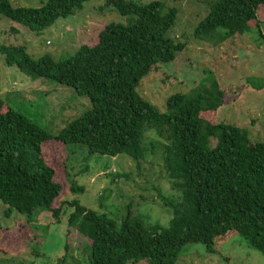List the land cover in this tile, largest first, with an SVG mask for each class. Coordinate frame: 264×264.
Listing matches in <instances>:
<instances>
[{
    "label": "trees",
    "instance_id": "16d2710c",
    "mask_svg": "<svg viewBox=\"0 0 264 264\" xmlns=\"http://www.w3.org/2000/svg\"><path fill=\"white\" fill-rule=\"evenodd\" d=\"M86 1L45 0L38 7H13L9 0H0V14L40 34ZM105 2L127 17L126 23L106 24L95 44H82L66 59L55 60L48 53L33 59L22 44L0 43L6 65L17 66L31 79L71 87L91 104L54 135L0 98V203L6 206L4 216L16 211L29 224L36 215L49 212L58 221L67 204L66 208H73L67 217L68 230L88 241V264H137L140 260L175 264L184 245L200 242L212 253L216 239L229 231L264 256V139L254 140L245 128L203 117L218 109L224 97L209 70L189 91L168 96L165 111L144 99L136 91L141 79L157 64L173 61L184 47L166 36L177 9L164 8L160 0ZM206 3L207 13L193 35L213 46L264 23L257 15L264 0ZM146 128L159 140L145 139L143 143ZM211 137L216 139L213 146ZM67 146L85 148L88 155L126 154L137 169L148 153L160 149L167 181L177 193L176 197L157 193L170 209L169 224H144L141 219L117 224L75 199L58 204L69 177ZM120 176L114 173L113 178ZM69 190L82 188L72 182ZM70 246L65 244L63 258Z\"/></svg>",
    "mask_w": 264,
    "mask_h": 264
},
{
    "label": "rangeland",
    "instance_id": "374dc122",
    "mask_svg": "<svg viewBox=\"0 0 264 264\" xmlns=\"http://www.w3.org/2000/svg\"><path fill=\"white\" fill-rule=\"evenodd\" d=\"M13 7H38L45 0H9ZM146 4L153 0H131ZM164 8L177 9L166 36L184 47L173 61L157 64L144 76L136 91L160 111L175 92H187L211 71L224 91L223 102L215 111L203 114L213 123H230L248 131L254 140L264 139V23L216 46L194 37L197 23L207 13V0H160ZM163 12V11H162ZM259 21H264V7H259ZM261 18L263 20H261ZM127 17L107 5L105 0H88L80 9L36 34L27 27L0 14V43L22 44L33 59L48 53L55 60L66 59L82 44L93 45L98 32L108 23L125 24ZM0 98L50 133L56 135L67 123L91 108L86 96H78L71 87L37 78L31 79L17 66L6 65L0 54ZM145 139L159 140L153 130L145 129ZM216 139L210 138L213 146ZM156 143V142H155ZM68 175L63 200H77L87 209L105 214L117 224L141 219L144 224L167 226L171 212L157 193L176 197L162 166L160 149L148 153L137 169L126 154L88 155L86 149L65 148ZM64 154V157H66ZM114 173L121 176L113 178ZM82 191H70V183ZM64 204L59 220L49 212L36 215L28 224L16 211L4 216L0 203V264H88L86 239L68 230L67 217L73 208ZM71 245L65 254V244ZM215 250L206 251L200 242L184 245L175 264H264V256L239 234L227 232L217 238ZM2 250V251H1ZM62 257V258H61ZM140 260L137 264H146ZM131 264V263H129Z\"/></svg>",
    "mask_w": 264,
    "mask_h": 264
}]
</instances>
